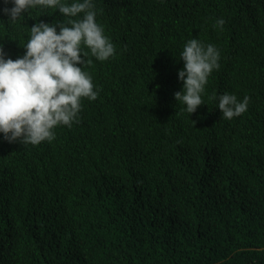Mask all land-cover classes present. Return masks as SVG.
Wrapping results in <instances>:
<instances>
[{
	"label": "trees",
	"instance_id": "1",
	"mask_svg": "<svg viewBox=\"0 0 264 264\" xmlns=\"http://www.w3.org/2000/svg\"><path fill=\"white\" fill-rule=\"evenodd\" d=\"M93 3L116 54L89 70L99 95L82 100L84 130L59 126L39 145L0 133V264H264V0ZM168 9L191 11L195 26ZM67 19L52 8L15 22L0 12L7 58L23 56L34 23ZM161 27L168 43L154 49ZM188 37L220 52L193 114L171 94L183 89ZM159 74L165 85L152 92ZM233 74L250 78L239 92L250 103L227 120L212 97Z\"/></svg>",
	"mask_w": 264,
	"mask_h": 264
},
{
	"label": "clouds",
	"instance_id": "2",
	"mask_svg": "<svg viewBox=\"0 0 264 264\" xmlns=\"http://www.w3.org/2000/svg\"><path fill=\"white\" fill-rule=\"evenodd\" d=\"M4 3H9V8L4 7L0 12L12 22L35 8H52L68 18L66 22L34 23L24 46L25 53L16 60L7 58L0 44V133H3L4 140L39 145L56 138V127H71L75 122L76 125L83 124L81 130H84L86 119L82 115L79 120L82 100L94 101L99 95L89 70L95 64L94 60L108 61L116 54V47L105 35L103 25L96 21L93 0H75L70 4L64 0H4ZM154 9L157 14L161 13V6L155 5ZM166 13L172 14L176 22H186L189 28L195 26V22L189 20L193 15L191 11L168 9ZM137 15H141L140 12ZM224 24L223 18L216 20V26L221 30ZM162 29L151 41L154 49L167 46L168 41L159 38ZM189 38L180 54L184 67L181 64L177 66L183 89L180 91L178 85H174L171 94L185 105L183 111L193 114L204 104L202 94L208 77L220 67V52L213 44L205 45L197 38ZM148 78L152 92L157 93L159 84L165 85L160 74ZM249 80L239 74L222 79L224 90L229 91L212 97L218 100L222 118L231 120L248 110L250 97L239 95V92ZM238 97L244 98L238 101ZM89 119L100 131V117L95 114ZM195 123L193 121L194 126ZM74 141H77L76 137L67 141L66 145L69 147ZM75 153L87 158L81 148ZM104 193L105 189H101L100 196Z\"/></svg>",
	"mask_w": 264,
	"mask_h": 264
}]
</instances>
